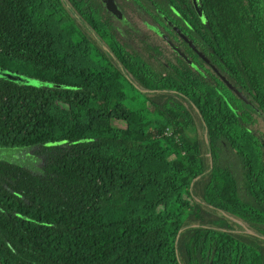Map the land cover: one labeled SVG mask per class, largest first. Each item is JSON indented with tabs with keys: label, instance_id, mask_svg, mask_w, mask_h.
Instances as JSON below:
<instances>
[{
	"label": "trees",
	"instance_id": "16d2710c",
	"mask_svg": "<svg viewBox=\"0 0 264 264\" xmlns=\"http://www.w3.org/2000/svg\"><path fill=\"white\" fill-rule=\"evenodd\" d=\"M101 10L0 0V69L40 83L0 78V264H264L254 121H235L185 72L176 79L164 39L138 56ZM190 97L209 121V159Z\"/></svg>",
	"mask_w": 264,
	"mask_h": 264
},
{
	"label": "flooded vegetation",
	"instance_id": "af4514ba",
	"mask_svg": "<svg viewBox=\"0 0 264 264\" xmlns=\"http://www.w3.org/2000/svg\"><path fill=\"white\" fill-rule=\"evenodd\" d=\"M94 1L101 4V20L140 57L145 44L161 45L168 26L175 78L185 72L192 90L195 81L214 89L235 121H254L246 130L264 137V0H113L120 19L101 0ZM146 10L159 17H147ZM184 104L199 132L209 121L193 97ZM224 150L230 151L226 145Z\"/></svg>",
	"mask_w": 264,
	"mask_h": 264
},
{
	"label": "rangeland",
	"instance_id": "374dc122",
	"mask_svg": "<svg viewBox=\"0 0 264 264\" xmlns=\"http://www.w3.org/2000/svg\"><path fill=\"white\" fill-rule=\"evenodd\" d=\"M70 34L72 37H74L75 39H77L79 45L81 46V48L86 52L88 53L89 51L92 50V47L90 46L89 43H87L85 40L82 39L81 35L79 34V32L77 31V29L73 28L71 31H70ZM90 36H93V34L90 32L89 33ZM1 71H5V70H1L0 69V72ZM6 72V71H5ZM9 72V71H7ZM11 73V72H10ZM114 79L116 81H119L118 80L120 78L119 74H115L114 76ZM0 78L1 79H5V80H11V81H14L16 83H19V84H25L24 82H21V78L19 77H16V76H12V77H9L7 74H0ZM28 79V78H27ZM31 81V80H30ZM32 81H36V80H32ZM37 83H35L36 85ZM125 85V84H123ZM129 90V88H128ZM128 94L130 95V98H136L137 97V94L133 91H128ZM197 134L200 135V138L203 140L204 144H205V147H206V157L207 159H209V154H210V150H209V146L211 144V141H210V127L208 125H204L203 129L201 130V127L199 128V132L197 130ZM220 161L222 164L225 163H228V164H232L234 162V156L231 154L230 151L227 152V150L225 151H222L220 154Z\"/></svg>",
	"mask_w": 264,
	"mask_h": 264
},
{
	"label": "water",
	"instance_id": "95a60500",
	"mask_svg": "<svg viewBox=\"0 0 264 264\" xmlns=\"http://www.w3.org/2000/svg\"><path fill=\"white\" fill-rule=\"evenodd\" d=\"M104 5L106 6V8L112 13V15L118 19L122 18V15L121 13L119 12V10L117 9L116 5L114 4L113 0H101ZM163 39L171 46V43L170 41L167 39V37H163ZM2 70V69H1ZM0 74H7L9 77H12V76H16V77H19L21 78V82H24L25 84L24 85H39L40 83L37 82V81H30V79H27L23 76H20L18 74H15V73H10V72H5V71H1ZM35 83H37L35 85ZM239 94V93H238Z\"/></svg>",
	"mask_w": 264,
	"mask_h": 264
}]
</instances>
